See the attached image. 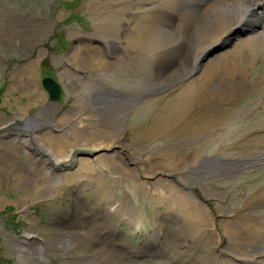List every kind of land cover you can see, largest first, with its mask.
<instances>
[{
	"label": "bare ground",
	"instance_id": "obj_1",
	"mask_svg": "<svg viewBox=\"0 0 264 264\" xmlns=\"http://www.w3.org/2000/svg\"><path fill=\"white\" fill-rule=\"evenodd\" d=\"M99 24L108 28L107 32H102L107 42V52L104 53V48L99 45L76 46L69 55L77 66L76 70L66 66L65 54L55 57L56 65H62L59 76L65 77L74 93L67 108L59 113L56 102H52L35 115L28 114L21 107L16 116L8 118L9 121L2 116L0 128L9 123L7 126L10 129L25 132L24 135L10 134L13 139L5 141L4 150L9 152L16 186L27 183L35 185V199H38L59 194L60 187L71 179L90 178L95 172L102 176L96 178L99 185L106 179L111 181L108 188L100 192L101 196L107 197V213L113 214L114 209H119L121 217L139 227L140 217L135 216L134 209L124 205V198L118 196L114 189L115 183L119 182L117 178L126 177L135 181L140 194H150L159 204L160 199L167 201L164 210L171 217L174 232L180 236V239L171 240L169 244L182 250L185 254L183 260L189 259L190 264H216L214 260L219 261L217 264H264V257L256 255L257 251L255 253L256 247L250 243L245 246L240 240L244 234L240 221L245 218L239 216L237 210H229L221 201L225 193L215 184L216 178L230 170L229 165L241 166L243 161L233 163L224 157L204 156L194 150L177 152L174 147L169 149L170 145L167 144L158 151L163 159L152 162L150 158L156 153L154 149L136 139L123 137L121 129L115 132L103 125L100 115L115 109L114 112L118 114L123 112L128 100L124 93L97 84L90 71L111 67L113 61L108 58L109 55H119V49L123 47L145 56L146 63L137 57L135 61L139 62L141 69H148L158 83L155 89L161 91L168 87L169 91L173 90L174 87L168 83L196 71L188 83L176 90L182 89V94L173 93L171 99H167L169 105L172 104L168 108H176L179 102L190 106L189 109L201 105L205 92L210 93L211 99L217 97L219 102L229 101L236 93L246 92L260 81H246L245 68L253 64L255 53L264 51V0H126L118 9L108 8ZM239 30L244 36L233 37ZM36 66V63L27 65V71L32 74L27 82H23V86L38 93L39 85L33 82L32 76L37 75ZM81 69L90 71L85 80L80 74ZM215 71L218 78L211 82L210 77ZM258 100L264 107V99ZM56 116L57 121L52 123ZM228 118L219 111L213 112L207 124L190 130V133H203L209 129L208 126L216 127ZM78 146L88 148L89 154L78 157L73 152V148ZM254 155L253 161L264 159V151ZM69 159H75L77 165L65 169L62 163ZM51 164L62 165V170L55 172ZM254 199H264V194L255 195ZM208 200L216 212L233 217L226 219L225 216L219 221L227 238L223 245ZM258 222L254 220L252 236H257L262 228L260 226H264V222L260 226ZM59 230L50 245L29 239L28 235L23 240L7 235L6 240H10L8 248L17 253L18 263L21 264L123 262L119 250L109 248L105 251L103 247L93 250L95 258L85 254L80 259L69 260L72 250L75 251L79 243L72 241L71 231L68 232L66 227ZM35 232L36 225L25 230L30 235ZM158 235V232L149 234L144 242H154ZM189 235L199 237L200 248L203 240L210 244L204 247L206 254L199 250V255L192 261L189 258L192 244L185 238ZM175 241L180 245L175 246ZM219 247L223 250L220 253ZM244 247L253 248L254 254H249ZM57 248L63 251L64 257L59 261L51 252V249Z\"/></svg>",
	"mask_w": 264,
	"mask_h": 264
},
{
	"label": "rangeland",
	"instance_id": "obj_2",
	"mask_svg": "<svg viewBox=\"0 0 264 264\" xmlns=\"http://www.w3.org/2000/svg\"><path fill=\"white\" fill-rule=\"evenodd\" d=\"M125 1L0 0V122L2 116L9 121L8 118L16 116L21 107L30 115L37 114L52 102H56L59 113L67 108L74 93L65 77L59 76L62 65H56L55 57L65 54L66 66L76 70L77 66L69 56L76 46L99 45L104 48V53L107 52V42L102 32H107L108 28L100 25L99 20L108 8L118 9ZM237 35L244 36V33L239 30L233 37ZM117 55H109L108 58L113 61L111 67L90 70L97 84L124 93L128 100V106L123 112L118 114L114 112L115 109L110 113H102L100 118L103 125L111 127L115 132L121 129L123 137L136 139L154 149L156 153L150 158L152 162L163 159L158 151L167 144L170 145L169 149L174 147L177 152L194 150L204 156L224 157L233 163L243 161L241 166L229 165L230 170L216 178L215 184L225 193L221 201L229 210H237L239 216L245 218L240 221L244 226L240 240L244 245L250 243L255 246L256 255L264 257V226H260L264 222V199H254L255 195L264 194V159L253 161L252 157L264 151V107L257 101L259 98L264 99V51L255 53L253 64L245 68L246 81L252 83L251 80H260L250 86L248 92H238L225 102H219L217 97L211 99L210 93L205 92L201 105L190 109V106L181 102L176 108H168L172 104L169 105L167 99H171L173 93L182 94V89L176 90L188 83L196 71L168 83L174 87L173 90L169 91L168 87L161 91L155 89L158 83L148 69H141L139 62L135 61L137 57L146 63L145 56L123 47L119 49V58ZM31 63L37 64V75L32 76L33 82L39 85L38 93L23 86V82L31 78L32 73L29 74L26 69ZM90 71L81 69L80 74L84 80L89 77ZM46 78L59 85L60 97L56 101L50 100L48 91L43 87ZM210 78L211 82L216 80L217 72ZM218 111L229 118L216 127L208 126L209 129L203 133H190V130L207 124V119ZM185 112L187 114L183 115ZM57 118L54 117L52 123ZM7 125L9 123L0 128V264H21L18 263L17 253L8 248L10 240H6L7 235L22 240L28 235L29 239L50 245L61 227L70 230L72 241L79 243L76 250H72V255H68L69 260L80 259L85 254L95 258L93 250L103 247L105 251L109 248L119 250L123 259L119 264L191 263L189 259L183 260L185 254L181 249L169 244L171 240L180 239V236L174 232L171 217L164 210L167 201L160 199L159 204L150 194H140L133 180L117 178L119 182L115 183L114 189L118 196L124 198V205L134 209L135 216L140 217L139 227L121 217L119 209H114L113 214L107 213V197L101 196L100 192L107 189L111 181L106 179L99 185L96 178L102 176L95 172L90 178L71 179L60 187L59 194L38 199H35V185L27 183L16 186L9 152L4 150L5 141L13 139L10 134L24 135L25 132L12 130ZM89 151L82 146L73 148L78 157L89 154ZM62 165L65 169L74 168L77 162L69 159ZM62 165L51 164L55 172L62 170ZM163 173L167 174L166 171ZM208 203L215 214L214 222L223 245L227 238L219 221L225 216L226 219L233 217L216 212L211 201L208 200ZM254 220H258V226L262 227L257 236L251 235L255 230ZM31 225H36L33 235L25 233ZM157 232L159 238L154 242H144L149 234ZM185 238L192 244L189 255L191 261L199 255V250L206 254L204 247L210 245L207 240L202 241L200 248L197 235ZM174 244L176 246L179 243L175 241ZM244 250L254 254L253 248L244 247ZM51 252L58 261L64 259L60 249H51ZM223 254L226 255L225 252ZM214 262L217 264L219 261Z\"/></svg>",
	"mask_w": 264,
	"mask_h": 264
},
{
	"label": "water",
	"instance_id": "obj_3",
	"mask_svg": "<svg viewBox=\"0 0 264 264\" xmlns=\"http://www.w3.org/2000/svg\"><path fill=\"white\" fill-rule=\"evenodd\" d=\"M43 87L48 91L50 100L56 101L60 97L59 85L50 78L43 80Z\"/></svg>",
	"mask_w": 264,
	"mask_h": 264
}]
</instances>
